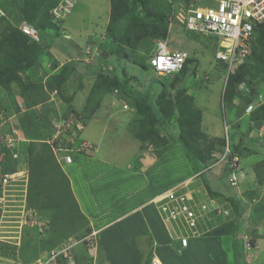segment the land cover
Listing matches in <instances>:
<instances>
[{
    "label": "rangeland",
    "instance_id": "rangeland-1",
    "mask_svg": "<svg viewBox=\"0 0 264 264\" xmlns=\"http://www.w3.org/2000/svg\"><path fill=\"white\" fill-rule=\"evenodd\" d=\"M16 8L13 0H0V32H3L4 28L11 22L13 24L17 23L15 19ZM139 11L144 15L143 10ZM109 14L110 0H78L65 21L60 23V27L64 25L61 29L62 31L69 28L70 32L74 35V37L72 35L73 41L75 38L83 42L90 31L98 30L99 32H103ZM109 28H112V26L110 25ZM125 30V20L119 21L118 36L124 35ZM170 30L169 37L166 39L168 40V46L172 49L187 50L190 54L189 69L186 77L180 84V89H177L173 85L177 79L176 77H178L177 75L164 76V74H159L149 67L147 60L156 48V40L154 38L145 37L143 40L140 39L136 42V37L131 34L128 37V41L125 42L126 44L121 43L119 49H117L120 58L108 55L106 56L107 61H103L102 65L103 68L112 70L113 72L124 73L126 81L129 82L130 90L140 91L152 104L159 103L166 117L163 129L157 125L148 107L144 109L142 105H137L134 101L132 103L131 100L122 98L121 90L115 88L111 82L105 83L104 81V85L95 87V82L98 78L96 76L84 77L82 74L79 75L80 72L78 70H76L77 72L72 71L70 73L72 76L67 80L69 86L66 96H59L56 90H47L46 92L42 88H36L38 92L41 90L39 97L45 98V103L35 106V110L38 112H41L43 109L46 112L52 111V116L65 113L70 116L78 114L82 116L86 120L87 128L85 127L80 131L79 134H82L80 138L90 139L95 142V145L98 144V147L102 146L100 152L94 151L92 155L102 157L104 154L106 160L116 164L117 167L125 166L128 161H131L136 148L139 150H151L153 155H157L160 150L171 145L176 140L177 142L172 145V148L168 151L171 147L169 146L164 152L165 154L168 151L162 159V168L165 171L163 174L164 180L174 179V181L178 182L190 175L200 174L196 179L193 178L192 180V176L190 179H187L184 184L186 185L184 190L186 191L190 187L197 188L198 190L192 196L198 200L205 196L204 188L209 187L211 191L218 193L217 195L220 197L219 202H223L225 204L224 208L230 211V215H214V219L212 214L204 216L201 220V232H203L201 235H214L208 234V232L211 233L215 226H221L220 228L224 226L228 227L227 231L230 233L227 235H232V231L237 230V235L242 245L246 246V243H249L251 246L250 248L246 246L248 250L244 252L247 263H249L251 259L249 260L248 256L251 253L252 255L255 253L256 250L253 249L256 247L263 250L262 253L264 255V124L262 121L254 119L252 113L255 109H247V112L242 117V121L240 120L242 122L241 126L238 129L235 127L236 114L234 113H236L237 99L234 98L229 101L224 96L227 80L232 72L229 70L230 68L227 63L217 59L220 41L211 35L188 33L184 30L182 24L178 22L173 23ZM52 34L56 36L52 38ZM52 34L45 33L47 41H52V45L56 42L63 43V40L59 37L60 34L63 37L64 34L62 32L53 30ZM107 36L106 32L100 40L101 47L105 44ZM72 43L71 41L70 44L73 45L74 43ZM78 50L81 56L83 49L79 48ZM45 55H42V58ZM83 56L86 55L83 54ZM98 56L100 54L82 58L83 61L78 60L80 69L84 68L83 66H95L98 60L101 59L97 58ZM251 58L247 56L239 60L233 69L236 70L239 65L252 64L257 76H260L258 93L264 97V77L260 74L263 68L254 63ZM64 59V65L61 67L58 64V68L54 72L49 71V64L44 59L35 70L26 71L21 75L29 83L39 84L43 82L46 84L50 75L58 73L65 66H67L68 71L70 70L71 65L69 64L71 63V58L65 55ZM163 82H166V84ZM93 89H95L94 92ZM0 90L5 92L3 98L0 94V119L2 122L4 121L0 129H3L5 132H11L12 129L17 128L20 136L26 140V143L30 141V138L45 141L49 135L48 127L40 122L38 123L39 117H33L35 113L34 109L30 110L29 114H25L24 110L22 113L16 112L18 98L21 102L20 105L23 102L20 85L15 82L9 90L0 85ZM104 90H110L111 92L116 90L114 93H116V96L120 100L115 102L117 103V112L114 115L102 116L104 118L101 119L100 126L102 127L106 120L109 119V128L105 141H99L97 139L99 137L98 132L96 134L93 133V136L90 134V132H94L90 125L92 124L91 118L95 116L96 112L95 110V112L93 111V108L98 102H101L105 94ZM178 95H180L181 102ZM6 103L11 105V107H7ZM125 104L129 105L126 109L124 107ZM111 109L110 106L108 111H111ZM102 111L107 112L106 107ZM122 120L131 125V129L128 132L120 129L123 126V123H120ZM194 121H196L195 125L192 124ZM115 122L120 127L116 131L114 129L112 131L111 126ZM191 126L196 127L195 132H197L198 140L197 153L205 159L210 168L201 164L198 159L189 156L184 145L175 137L181 132L189 130ZM117 132L122 134L123 139L116 140L115 142L110 140L113 133ZM232 132H234L236 139L235 144L238 145L234 153L229 148V136ZM77 154L79 153H76L75 156H78ZM231 154H233L232 158L236 157L235 160H238L237 170L242 167V171L245 174L244 180L235 190L229 186L226 176L221 177L223 173L221 168L226 167L225 161L228 160ZM78 162L81 161H77V164H80ZM73 163L64 164L74 167L76 165L75 158ZM135 163L138 164L139 162L135 161ZM17 167L26 168L27 164L21 160L17 162ZM105 177L103 175V178ZM157 183L158 186L160 185V191L167 189L164 193L177 187L176 185L170 188L171 183H163L161 185L160 179H158ZM204 185L207 187H204ZM230 193L231 196H228ZM231 197L234 199H231ZM16 198L20 199L21 197ZM235 199L244 208L242 215L236 220L237 226L233 224L236 212H234L233 207L235 206ZM154 203H157L158 206L160 205L158 199ZM19 205H21V202H16V206L13 209L15 211H12L15 217H10L8 218L9 221L2 222V229L7 230L9 234L6 239L8 240L9 249H0V254H4V257L0 255V264H32L40 256L47 254L62 242L75 237L73 235L69 237L71 235L70 229L76 232L79 231L78 225L65 221L68 218L63 215L62 209L61 211L59 210L56 203L51 205L50 209L45 205V210L35 209L34 205L30 208L27 204L24 212L20 211L22 207ZM76 222L79 223L80 221L77 219ZM120 225L122 224L118 226ZM20 226L23 228L21 229ZM168 227L174 236L179 238L178 240H180L182 235L193 236L191 230L185 225L174 222L169 223ZM111 229L106 230L101 235V240L104 239L105 235H108ZM85 231L81 230V234ZM124 231L125 229L121 230V233L123 234ZM16 235L19 238H16ZM74 235L78 236L79 234ZM96 240L98 239L96 238ZM92 246L93 244L81 245L71 257L64 259V264H108L103 254L97 252L98 250H94ZM120 246L121 244L117 245V247ZM261 259L264 258L261 257ZM242 264H245L244 260Z\"/></svg>",
    "mask_w": 264,
    "mask_h": 264
},
{
    "label": "trees",
    "instance_id": "trees-1",
    "mask_svg": "<svg viewBox=\"0 0 264 264\" xmlns=\"http://www.w3.org/2000/svg\"><path fill=\"white\" fill-rule=\"evenodd\" d=\"M59 0H13V3L16 5L17 12L15 13L16 22H12L4 28L3 32H0V85L5 89H10L13 83H18L22 88L23 102L22 106L18 102L17 113H22L23 110L25 114H29L30 110L34 109V116L39 117L38 123L40 122L44 126L48 127L49 135L51 137L54 133V128L50 124V118L52 117V111L46 112L45 109L38 112L35 110V106L45 103V98L42 99L39 96L41 95V90L38 92L36 88H42L44 90H56L59 93V96H66L68 91L67 80L72 76L70 74L72 71H80V65L78 59L71 58L70 70L68 71L67 66L61 69L58 73L50 75L47 79L46 84L43 82L39 84L29 83L23 76L22 73L26 71L35 70L38 67L39 63L42 61V55L45 50L52 45V41H47L46 35L52 34L53 30H60V24L54 22L50 10L51 8L58 3ZM111 1V17L109 24L107 26V40L105 44L101 47V51H107L106 54L116 53L118 54L117 49L121 43L128 41V37L135 36L136 42L140 39L143 40L145 37L154 38L155 44L157 40H166L169 36L170 24L168 17L172 12V6L169 0H110ZM139 10L144 11V15ZM125 20V33L120 35L117 33L118 22ZM22 22H27L38 30L40 40L37 41L31 38L30 35L23 32L19 25ZM110 25L112 28H109ZM180 25V24H179ZM184 28V26H183ZM52 30V31H51ZM185 31L191 34H199L195 32L188 31L184 28ZM255 38L253 41L252 52L248 57H252V61L257 63L259 67H262L263 71L260 73L264 77V23H259L255 26ZM30 36V37H29ZM54 38V35H52ZM217 39L216 37H213ZM126 44V43H125ZM156 46V45H155ZM124 48V47H123ZM5 54V55H4ZM190 57L187 59V62L183 69L174 75H177V79L174 81L173 85L180 89L182 80L186 77L189 69ZM149 65V62L147 60ZM151 68V66L149 65ZM73 72V73H74ZM84 75L93 76L95 75L98 79L95 82V87H101L105 83L111 82L115 88H118L122 92V97L137 105H142L145 108H149L150 114L156 120L157 125L160 128H164V121L166 117L159 103L152 104L148 101L145 96L138 90H130L129 82L126 81V75L113 72L112 70L106 68H96L89 69L83 72ZM170 76V75H164ZM260 76H257L256 71L252 64H243L235 70L234 73H231L228 77L226 90L224 93L225 98L233 100L237 99L236 105V118L234 125L237 129L241 126L242 117L247 112L249 105H251L258 97V85L260 82ZM261 77V78H262ZM105 81V83H104ZM166 84V82H163ZM95 89H93V92ZM107 90H104L106 92ZM184 91V90H183ZM180 101V95H178ZM181 102V101H180ZM99 102L94 106L93 111L98 107ZM49 106H51L49 104ZM49 110V109H48ZM56 112V111H55ZM54 112V113H55ZM197 112H199L197 110ZM78 114V113H77ZM255 120H260L264 124V103H261L255 108V111L252 113ZM22 115V114H21ZM53 115V116H59ZM66 117H76L82 120L86 127V120L78 115H67L63 114ZM33 119V118H32ZM241 120V121H240ZM42 121V122H41ZM38 124L36 122H33ZM196 121L192 124L195 125ZM25 128L23 127V130ZM196 127L191 126L186 132H181L178 136H175L176 139L181 141L184 147L187 150L189 156L198 159L201 164H204L206 167L210 166L206 163L205 159L199 155L197 152V135L195 132ZM4 131V130H3ZM25 131V130H24ZM28 131V129H26ZM79 137H82L80 134ZM158 137H160L158 135ZM162 138V137H161ZM29 139V138H28ZM87 139V138H85ZM30 141L27 143V148L24 152H21L19 159L13 158L11 152H6V158L3 163V169L5 171L16 170L17 162L23 160L27 164L29 170V181H28V191H27V204L31 208L34 205L35 209L45 210V205L50 209L51 205L57 204L59 210L65 217L66 222H73L75 225H78V232L73 229H70L71 235L69 237L76 236L74 234H79L78 238H83L90 233L89 220L87 216L81 211L77 198L73 192L71 186V180L66 174L62 167V162H60L53 150V147L50 143L46 141H40L39 139L30 138ZM234 132L229 136V148L233 153L236 152L238 145L235 144ZM94 143L93 141H91ZM58 143H56L57 145ZM95 144V143H94ZM72 145V143H70ZM171 146V145H169ZM166 146L160 150L157 156L163 155V153L169 148ZM232 155L229 156L226 160V167H222L221 177H227L230 172ZM203 184V182H202ZM229 184V183H228ZM230 186V185H229ZM204 187H207L204 185ZM231 187V186H230ZM208 188V190H207ZM204 188L205 194L211 197H218V193L210 190L209 187ZM233 188V187H232ZM236 188H234L235 190ZM206 196V195H205ZM231 196V193L228 194ZM231 199H234L231 197ZM44 204V205H43ZM234 212L235 218L233 220L234 226H237L236 220L240 218L242 212L244 211L243 205L238 201L234 200ZM214 215V213H213ZM77 219L80 221L76 222ZM218 226V225H217ZM213 227L211 233L214 235L229 234L227 231L228 227L224 226L223 228ZM89 230H88V229ZM81 230H86L81 234ZM232 236H234V244L236 248L237 230L232 231ZM2 244V245H1ZM85 243L80 244L84 245ZM254 246V245H253ZM0 249L6 250L9 249V244L6 242L0 243ZM79 249V248H78ZM77 249V250H78ZM76 250V249H75ZM74 250V252H75ZM76 250V251H77ZM238 260V251L235 249ZM4 253V251H3ZM1 256H4V254ZM37 257V256H36ZM35 257V258H36ZM34 258V259H35ZM64 259H61V264H64Z\"/></svg>",
    "mask_w": 264,
    "mask_h": 264
},
{
    "label": "crops",
    "instance_id": "crops-1",
    "mask_svg": "<svg viewBox=\"0 0 264 264\" xmlns=\"http://www.w3.org/2000/svg\"><path fill=\"white\" fill-rule=\"evenodd\" d=\"M110 17L111 1L110 14L105 22L103 32L98 30L90 31L83 42L75 38L73 41L74 35L69 28L62 31L61 29L64 25L63 27L61 26L59 32L64 34V38L61 37L62 34L59 37L63 40V43L56 42L49 46L44 52V55L46 53L45 57L42 59H46L49 64V67L47 66L49 71L54 72L58 68V64L61 67L64 65L65 55L70 57L68 55L69 49L77 51L79 48L82 49L89 44L98 46L100 56L97 58L101 59L98 60L95 66H83L84 68H81L83 72L102 67L103 61H107L106 56L108 55L120 58L116 53L106 54V50L104 52L101 51L100 40L106 33ZM52 35L56 36L55 34ZM91 35H93L92 38H90ZM65 36L68 37L65 38ZM71 41L74 43H72L73 45L70 44ZM78 60L83 61L80 57ZM83 72L79 73V75L82 74L84 77L95 76L84 75ZM114 92L110 90L105 92L99 106L95 109L96 112L94 111L95 116L91 118L92 124L90 127L94 132H90V134L93 136V133L96 134L98 132L99 137L97 139L99 141H105L109 128V119L106 120L102 127L100 126V121L104 118L102 116H111L117 112V103L115 102L120 100V98ZM0 94L3 98L5 92L0 90ZM18 102L19 104L21 103L19 98ZM5 105L11 107L7 103ZM110 106L112 109L108 111ZM104 107H106L107 112L102 111ZM120 123H123L122 128L115 122L111 126L112 131L113 129L116 131L119 127L125 132L131 129V125L123 120ZM3 124L4 121L2 122L0 119V128ZM120 139H123L120 132L113 133L110 137V140L114 142ZM176 142L175 140L171 144L168 151ZM101 150L102 146H97L96 151L100 152ZM135 151V154L131 157L132 160L128 161L125 166L119 167L106 160L104 154L102 157H97L92 154L79 153L77 154L78 156H75L76 165L74 167L62 163L64 171L70 177L71 186L80 209L89 220L90 230H88L96 232L98 240L97 247L94 250L101 252L108 264H151L153 258H158L162 264H242L243 260L245 264H264V259H261V257L264 258L263 250L258 249V247L253 249L256 250L253 255L251 253L248 256L251 261L247 263L244 252L248 249L245 245H242L238 235L236 248L234 247V236L227 234L187 236L189 238L188 245L182 246L180 240H178L179 238L174 236L168 225L163 221L159 206L153 200L167 190H159L158 179L161 180V185L163 183H171L170 188H172L176 185L183 186L185 181L190 179L192 175L178 182L174 181V179L165 181L162 159L168 151L159 157L153 155L151 150H139L136 148ZM77 161H81L78 162L80 164H77ZM135 161L139 163L137 164ZM103 175L106 177L103 178ZM119 224L122 225L118 226ZM110 228H112L111 231L101 240V235ZM123 229L125 231L122 234L121 230ZM118 244H121V246L117 247ZM235 249L239 252L238 260Z\"/></svg>",
    "mask_w": 264,
    "mask_h": 264
},
{
    "label": "built area",
    "instance_id": "built-area-1",
    "mask_svg": "<svg viewBox=\"0 0 264 264\" xmlns=\"http://www.w3.org/2000/svg\"><path fill=\"white\" fill-rule=\"evenodd\" d=\"M77 2L78 0H59L50 10L54 22H63ZM169 2L172 6V12L168 17L170 28L173 23L178 22L188 31L216 37L220 41L217 59L227 63L232 73L235 72L234 65L252 52L255 26L264 23V0H169ZM19 28L33 39L40 40L38 30L33 25L23 22ZM82 52V55H79L80 58L100 54L98 46L94 44L85 46ZM189 57L187 50L172 49L168 46V40H159L148 62L157 73L174 75L183 69ZM263 102V95H259L249 107L255 108ZM124 107L128 108L129 105L125 104ZM50 124L54 128V133L45 141L52 145L60 162L73 163L76 153L92 154L97 150V146L90 140L79 137L80 131L85 128L84 122L79 118L60 114L58 117L52 116ZM25 141L17 128L12 129L11 132L0 129V242H8L6 239L9 234L7 230L2 229V222L15 217L12 211H15L13 209L16 202H21L19 206L22 207L20 210L22 212L27 207L28 168H17L13 171L3 169L6 152H11L13 158L19 159L21 152L27 148ZM235 159L236 157H233L230 160L228 183L231 187L238 188L245 174L242 167L237 170L238 160ZM199 176L200 174L193 175L192 180ZM185 186H177L154 199V201L158 199L160 213L167 225L175 222L188 227L191 234L201 235L203 233L201 220L204 216L213 215V213L219 216L230 215V211L224 208L225 204L219 202L220 197H211L204 191L206 196L197 200L192 194L198 189L190 187L185 191ZM20 228L23 227L20 226ZM15 237L19 238L18 235ZM188 239L187 236L182 235L181 245L187 246ZM82 243L93 244L92 247L95 249L97 247L96 232H90L83 238L71 237L47 254L40 256L32 264H61V259L71 257L74 250ZM246 246L251 247L249 243H246ZM151 264L162 263L158 258H153Z\"/></svg>",
    "mask_w": 264,
    "mask_h": 264
},
{
    "label": "water",
    "instance_id": "water-1",
    "mask_svg": "<svg viewBox=\"0 0 264 264\" xmlns=\"http://www.w3.org/2000/svg\"><path fill=\"white\" fill-rule=\"evenodd\" d=\"M68 53L71 58H75L77 56V52L74 49H69Z\"/></svg>",
    "mask_w": 264,
    "mask_h": 264
},
{
    "label": "clouds",
    "instance_id": "clouds-1",
    "mask_svg": "<svg viewBox=\"0 0 264 264\" xmlns=\"http://www.w3.org/2000/svg\"><path fill=\"white\" fill-rule=\"evenodd\" d=\"M65 21V20H64ZM63 21V22H64ZM23 23V22H22ZM27 23V22H26ZM29 24V23H28ZM60 24V23H59ZM65 37H68V36H65ZM83 49V48H82ZM77 52V56L75 57L76 59H79V55H80V51L79 50H77L76 51ZM250 106V105H249ZM256 108V107H255ZM255 108H251V109H255ZM250 109V107H248V110ZM2 243V242H1ZM7 243V242H6ZM1 255V254H0ZM4 257V256H3ZM67 259V258H66Z\"/></svg>",
    "mask_w": 264,
    "mask_h": 264
}]
</instances>
